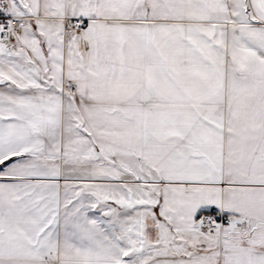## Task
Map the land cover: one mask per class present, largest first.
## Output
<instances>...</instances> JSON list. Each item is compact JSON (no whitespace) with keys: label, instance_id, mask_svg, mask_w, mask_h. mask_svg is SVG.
<instances>
[{"label":"snow or ice","instance_id":"snow-or-ice-1","mask_svg":"<svg viewBox=\"0 0 264 264\" xmlns=\"http://www.w3.org/2000/svg\"><path fill=\"white\" fill-rule=\"evenodd\" d=\"M0 264H264V0H0Z\"/></svg>","mask_w":264,"mask_h":264}]
</instances>
